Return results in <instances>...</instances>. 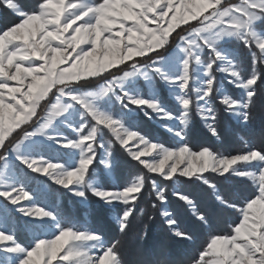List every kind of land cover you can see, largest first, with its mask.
<instances>
[{"label": "snow or ice", "instance_id": "snow-or-ice-1", "mask_svg": "<svg viewBox=\"0 0 264 264\" xmlns=\"http://www.w3.org/2000/svg\"><path fill=\"white\" fill-rule=\"evenodd\" d=\"M0 264H264V0H0Z\"/></svg>", "mask_w": 264, "mask_h": 264}, {"label": "trees", "instance_id": "trees-1", "mask_svg": "<svg viewBox=\"0 0 264 264\" xmlns=\"http://www.w3.org/2000/svg\"><path fill=\"white\" fill-rule=\"evenodd\" d=\"M257 125H259V118L257 117ZM140 124L143 128L152 130L153 128L157 127V122L155 120L147 121L146 118L141 117ZM231 120L227 117L226 114L222 116V126L221 131L225 129L231 128ZM188 141L191 146H193L194 149H196L200 144H207V145H219L220 141L215 140V138L210 137V135L207 133V130L204 128L202 124L197 123V125L192 130V133L188 137ZM234 146H239L238 144H234ZM118 177L113 176L109 177L108 181L110 183H116ZM63 192V190H61ZM198 195L200 193L198 192ZM207 200V197H205ZM58 203H61L62 205L66 207H72L71 199L68 194L60 195L58 194ZM144 206V205H142ZM168 210L170 212H173L174 214H177L178 210L180 209V202L176 201L174 197L171 198V203L167 206ZM78 213L85 219L91 220V216H89L85 209H77ZM149 215L152 217L149 219L147 216L143 218V222L141 223L140 219H137L134 223L136 226H139L141 229H147L149 233L150 239H156L158 238L162 230L164 228L162 224V217L159 215V211L149 209ZM139 215V214H138ZM178 219L180 220L181 227H184L187 225V220L184 216L180 215L178 216ZM220 229H227L226 223H220L218 230ZM132 259H138L141 258L138 253H133L131 256ZM143 258H147L145 255Z\"/></svg>", "mask_w": 264, "mask_h": 264}]
</instances>
